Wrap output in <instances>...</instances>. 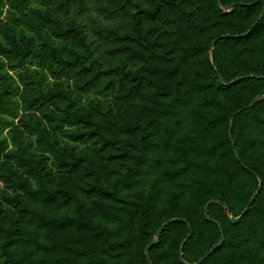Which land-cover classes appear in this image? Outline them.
Segmentation results:
<instances>
[{
  "label": "trees",
  "instance_id": "1",
  "mask_svg": "<svg viewBox=\"0 0 264 264\" xmlns=\"http://www.w3.org/2000/svg\"><path fill=\"white\" fill-rule=\"evenodd\" d=\"M261 15L0 0V264H264Z\"/></svg>",
  "mask_w": 264,
  "mask_h": 264
},
{
  "label": "water",
  "instance_id": "2",
  "mask_svg": "<svg viewBox=\"0 0 264 264\" xmlns=\"http://www.w3.org/2000/svg\"><path fill=\"white\" fill-rule=\"evenodd\" d=\"M220 1H221V0H218V5L220 4ZM243 5H244V4H243ZM248 5H249V4H248ZM243 35H245V34H243ZM222 37H224V36H221V38H222ZM215 41H217V39H215L214 42H215ZM229 129H230V127H229ZM229 136H230V134H229ZM235 156H236V158L238 159V156H237L236 153H235ZM260 185H261V181L259 180V186H258V188H257V192L260 190ZM212 202H213V201H210L209 203H207V204L204 206V216H205L206 220H209V218L207 217V207H208V205L211 204ZM245 211H246V209L242 212V214H243ZM242 214H241L240 216H238L237 218H230V222H231V223H237V222L240 220ZM177 221H183V220H180V219H171V220H169V221L163 223V224L158 228V230L156 231L155 236L158 237L159 234H160V232H161L166 226H168L170 223L177 222ZM187 228H188V233H187V237H186V239L190 238V236H191V231H190V227H189L188 224H187ZM220 234H221L220 244H222V242H223L224 239H223V235H222V230H221V229H220ZM156 243H157V240H154V241H152L149 245H147V247L144 249V253H145V256H146V259H147L148 262H150V258H149L148 250H149L153 245H155ZM180 252H181V251H180ZM207 255H208V252L205 254L204 258H205ZM204 258H203V259H204ZM180 260H182L181 255H180ZM200 262H201V260L198 261V262H196V263H194V264H199ZM184 264H186V263H184Z\"/></svg>",
  "mask_w": 264,
  "mask_h": 264
},
{
  "label": "snow or ice",
  "instance_id": "3",
  "mask_svg": "<svg viewBox=\"0 0 264 264\" xmlns=\"http://www.w3.org/2000/svg\"><path fill=\"white\" fill-rule=\"evenodd\" d=\"M251 2V0H249ZM253 30L256 32L264 31V15H261L257 18L256 21L253 22ZM264 184V181H261ZM206 259V257L204 258ZM201 264H203V259L201 260Z\"/></svg>",
  "mask_w": 264,
  "mask_h": 264
},
{
  "label": "rangeland",
  "instance_id": "4",
  "mask_svg": "<svg viewBox=\"0 0 264 264\" xmlns=\"http://www.w3.org/2000/svg\"><path fill=\"white\" fill-rule=\"evenodd\" d=\"M96 17H97L98 19H100L101 21H104L100 16L97 15Z\"/></svg>",
  "mask_w": 264,
  "mask_h": 264
}]
</instances>
